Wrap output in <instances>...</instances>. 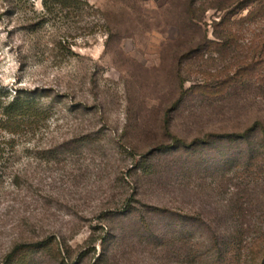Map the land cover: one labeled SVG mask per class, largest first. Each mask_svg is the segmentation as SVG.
Wrapping results in <instances>:
<instances>
[{"label":"rangeland","instance_id":"374dc122","mask_svg":"<svg viewBox=\"0 0 264 264\" xmlns=\"http://www.w3.org/2000/svg\"><path fill=\"white\" fill-rule=\"evenodd\" d=\"M187 1L0 0V91H30L45 113L0 159V264H201L195 236L232 223L223 198L244 184L264 195V77L191 88L237 69L264 15L195 0L191 20ZM228 9L226 46L193 48ZM176 100L169 132L211 141L155 151L175 143L164 120ZM257 202L243 222L264 226Z\"/></svg>","mask_w":264,"mask_h":264},{"label":"trees","instance_id":"16d2710c","mask_svg":"<svg viewBox=\"0 0 264 264\" xmlns=\"http://www.w3.org/2000/svg\"><path fill=\"white\" fill-rule=\"evenodd\" d=\"M195 4V0L187 1L185 5V14L193 18H197L198 11L200 10ZM243 8H247L246 14L240 17L242 21H249L252 19L259 18L264 15V0H241L237 5L235 12H240ZM202 10V9H201ZM204 10V8H203ZM233 9L221 14L218 19L212 20V32L214 39H209L206 37V32L202 41L198 44L196 43L193 48H200L202 46H207V43H212L214 45H219V39L224 40L222 43L226 46V42L232 38L234 32L231 31V26H229L230 15L234 12ZM238 62V63H237ZM235 63L236 68L230 75L226 74L225 79L218 80L216 84L206 85L200 83H194L191 88L193 90H205L211 89L210 94H215L212 92L223 91L227 89L228 86L234 81H242L247 74H259L260 77H264V36L260 37L256 44L252 45L251 55L244 56L243 58H238ZM182 89V86H180ZM185 89L183 88L182 91ZM32 92H23L17 90V94L11 99L6 98L5 90L0 91V133L1 130L5 131L8 138L0 135V159L2 158V153L5 148L6 143H11L14 141L15 136L21 132L23 127L33 124H37L39 121L45 118V113L43 108H41L36 102V97ZM177 100L165 111V129L171 134V138L174 140L173 145L165 144L163 142L159 143V146L155 151L164 152L170 147L175 148L177 146H182L185 149H192L196 151L204 142H210L213 133H208L207 136H197L193 137L189 142L181 136H176L169 132V117L167 113L169 110L175 107ZM166 109V108H165ZM248 130V129H247ZM243 131L240 136L249 139L248 131ZM234 133L221 136L227 140H237L233 138ZM217 137V136H216ZM218 137H220L218 135ZM264 140V131L262 135ZM251 157L248 156V158ZM251 166L250 163H247ZM262 171L263 168L260 166ZM258 177V176H257ZM260 177V176H259ZM262 177V176H261ZM264 177V176H263ZM245 178V177H243ZM257 179V178H256ZM246 182V180H245ZM254 182L251 187L255 186ZM264 187V183L262 184ZM247 184H244L241 189L231 191L230 194L223 200L226 210V219L231 220V224L220 228L219 226L207 227L204 232H200L195 236V241L193 243V249H191L190 257L201 260V264H264V226L261 224H254L256 221H252L253 224L244 223L245 213L250 206L258 203L257 200L264 203V195L260 197L253 196L252 194H245ZM243 193V194H241ZM258 213L259 222L264 220V210H260ZM198 219V218H197ZM196 227L191 229V233L196 232ZM189 234V235H190ZM185 234L181 235V243L184 242ZM200 245V247H198ZM202 245V246H201ZM204 249H201L203 248ZM186 251V250H185ZM190 253V252H189Z\"/></svg>","mask_w":264,"mask_h":264}]
</instances>
